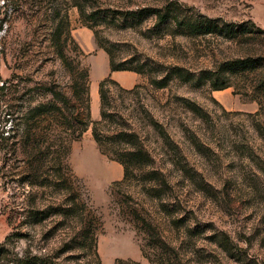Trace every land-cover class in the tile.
<instances>
[{
  "label": "rangeland",
  "instance_id": "1",
  "mask_svg": "<svg viewBox=\"0 0 264 264\" xmlns=\"http://www.w3.org/2000/svg\"><path fill=\"white\" fill-rule=\"evenodd\" d=\"M57 6L81 49L69 53L77 66L56 54ZM98 49L144 68L132 91L108 86L112 116L100 126L125 123L151 152L126 177L77 118L87 119L79 84ZM237 59H253L255 70L233 68ZM166 73L175 76L155 89L150 78ZM263 75L264 0H0V264L30 254L85 264L88 256L64 251L58 230L75 224L56 214L73 197L96 217L102 264H264V96L256 114L249 90ZM60 146L70 171L58 178ZM43 209L45 218L30 217ZM144 220L174 252L147 245Z\"/></svg>",
  "mask_w": 264,
  "mask_h": 264
},
{
  "label": "trees",
  "instance_id": "2",
  "mask_svg": "<svg viewBox=\"0 0 264 264\" xmlns=\"http://www.w3.org/2000/svg\"><path fill=\"white\" fill-rule=\"evenodd\" d=\"M60 9V6H57L55 8L58 17L55 24V28L52 32V40L57 44L56 54L63 62H67L68 65L76 64L77 66L79 65V61H77V59L71 58L69 56V53L72 50L71 46H73V48L80 52L81 49L71 34V27L67 15L65 13L61 14ZM80 15L82 18H87L83 10H80ZM258 30L261 29L258 28ZM74 61L77 62L74 63ZM109 62L111 70H130L136 73L144 72V68L142 67V65H129L127 63V65H119L115 64L114 61L110 58ZM230 64L233 68L249 66L250 69H248L247 71H253L256 68V63L253 59H237L231 61ZM176 69H179V72L181 74L184 73L185 81H194L198 79V76L194 73H191L182 68ZM174 76L175 75L171 73H166L165 75H157L151 77L149 82L155 89H163L168 86V83L174 78ZM90 82L91 81L89 77V71L87 69H83L82 81L80 82L79 86L81 87L82 93L85 95L83 99V104L87 119L85 121L81 117L77 116V118L81 120L80 123H83L81 131L86 130L88 125L92 124V136L97 145L99 146V149L102 153L111 156L113 159L117 160L122 165L123 175L124 177H126L130 173V169L132 167H142L148 163H151V152L143 144L142 140L138 137V135L133 132L132 127H128V125H125V123L113 121L115 124L114 127L107 131H104L100 126L104 125V123L110 120V117L112 116L106 110L105 107L109 104L107 92L110 90L108 86H116L121 92L126 93L132 91V89H125L121 87L115 80H113L109 76L102 79L98 84L100 119L97 121H93L91 120L90 114ZM136 86L138 85H135L134 87ZM226 87L227 86H221L214 89L220 90L225 89ZM249 90L251 92L250 94L252 99L258 103L259 109L257 110L256 114H259L263 108L262 101L259 98L261 96H264V75L257 81V83L252 84ZM246 91H248V89ZM76 92L77 91L75 89V93ZM246 94H248V92H246ZM178 100L185 108L192 111L193 113L199 112L196 103L181 97H178ZM40 107L42 109L46 108L45 105H42ZM118 125L124 127H119ZM153 125L155 126V128H159H156L157 130H159V132L164 131L161 126L157 125V123H153ZM257 128H259V131H261V137L264 139V131H262L259 125H257ZM81 131L79 132V134H81ZM2 147L7 150L11 147V144L6 143ZM53 152L56 153V157L54 156V159L56 158L57 166L53 167L52 169H54V174H56L58 178H60L64 175L65 170L63 168L65 166L66 171H70V169L66 165L68 151L65 147L60 146ZM47 162L50 163L49 161ZM29 172L31 176L36 177L37 167L32 166ZM48 176L49 174L47 172V177ZM73 199L74 202L64 208L59 205L57 208L58 211L56 213L58 216L61 215L64 218L67 216H71L72 219L76 220L74 221L75 224L73 225H64V223H62V225H59L58 227V230L62 229L61 232L67 235V240L64 243L65 245H67V247L64 251L73 250L76 252H80L84 256H88L85 261V264H102V260L97 248V237L100 231L99 226L95 221L96 217L93 214L92 210L90 208H87L85 204L81 203V201L78 200L77 197H73ZM52 210H54V208H52ZM49 214V211H46V209L34 210L32 214H30V217L36 218L40 216L42 219L45 218V216H48ZM134 215L139 216L136 211H134ZM143 222L147 237L152 239L150 243H147L149 247L151 245V248L154 247L157 250L159 249L161 251L160 253L164 252V250H170L174 252V249L163 239V237L160 235L155 226H153L148 221L144 220ZM10 236H15V233L11 234ZM144 256L146 257V255ZM147 259L150 260L149 257H147ZM9 261L11 264H65L60 260L53 259V257L41 256L37 254L25 255L23 257L14 256L13 258H10ZM115 264L141 263L133 260L123 261L119 259L115 262Z\"/></svg>",
  "mask_w": 264,
  "mask_h": 264
},
{
  "label": "crops",
  "instance_id": "3",
  "mask_svg": "<svg viewBox=\"0 0 264 264\" xmlns=\"http://www.w3.org/2000/svg\"><path fill=\"white\" fill-rule=\"evenodd\" d=\"M86 34V42L88 48L94 47L95 42ZM111 77L121 87L131 89L140 83V75L130 70H111L107 53L103 49H98L91 60L90 65V112L92 116L99 115V93L98 84L105 77ZM95 79V80H92Z\"/></svg>",
  "mask_w": 264,
  "mask_h": 264
}]
</instances>
